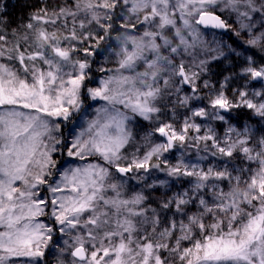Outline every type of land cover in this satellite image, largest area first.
Wrapping results in <instances>:
<instances>
[{"label":"snow or ice","instance_id":"1","mask_svg":"<svg viewBox=\"0 0 264 264\" xmlns=\"http://www.w3.org/2000/svg\"><path fill=\"white\" fill-rule=\"evenodd\" d=\"M0 264H264V0L0 15Z\"/></svg>","mask_w":264,"mask_h":264},{"label":"trees","instance_id":"2","mask_svg":"<svg viewBox=\"0 0 264 264\" xmlns=\"http://www.w3.org/2000/svg\"><path fill=\"white\" fill-rule=\"evenodd\" d=\"M34 1L35 0H0V4L4 6V11L3 13H0V15L7 17V21L10 22V24L14 27L16 21L26 19L30 15L31 5L35 3ZM237 63L238 62L236 60H230L226 63H219V65L213 63V65L210 66L211 70L207 74L206 78L210 80V83H212L215 82L217 79H224L225 76L234 75V73H236L237 71ZM217 67L219 68V70L213 72L212 74L215 73L219 75H214V77H211V72ZM204 93L205 90H201L202 96ZM197 103H201V101H197ZM230 118L234 124L245 123V116L242 113H238V111L233 112Z\"/></svg>","mask_w":264,"mask_h":264},{"label":"rangeland","instance_id":"3","mask_svg":"<svg viewBox=\"0 0 264 264\" xmlns=\"http://www.w3.org/2000/svg\"><path fill=\"white\" fill-rule=\"evenodd\" d=\"M35 2V1H34ZM34 4V3H33ZM6 20H7V17H4ZM21 20H19V21H16V24L17 23H19ZM10 23V22H9ZM15 24V23H14ZM16 24L14 25V26H16ZM210 38V37H209ZM232 60H235V59H232ZM227 61H230V60H226V61H217V62H214V64H218L219 65V63H226ZM219 67V66H218ZM215 68V69H213V71L211 72V77H214V75H219V74H212L213 72H215V71H217V70H219V68ZM230 67H231V65H230ZM236 67H237V71H236V73L237 72H239V67L237 66V64H236ZM232 80H231V83L229 82V95H231V88L232 87H230V86H238V85H240L241 83H243V81L242 80H240L237 76H234V75H232ZM206 78V77H205ZM221 81H223V79H217L215 82H212L211 84L213 85V86H215L216 88H218L219 86H220V82ZM203 91L205 90V93L203 94V96H205L206 94H207V92L209 91L208 89H202ZM193 103H195V104H206L207 103V101L206 100H203V101H201V103H197V101H194ZM181 112L182 111H184L183 109H181L180 110ZM238 111V113H242L244 116H245V122H247L246 120H247V114H246V112H245V110H243V109H240V110H237ZM227 115V114H226ZM146 123V122H145ZM134 131H136V130H134ZM220 131L222 132V128L220 129ZM140 135L142 136L143 135V133L141 132L140 133ZM130 184H132V185H135V181H130L129 182ZM136 187H140L139 185H135ZM162 191V190H161ZM155 198V197H154Z\"/></svg>","mask_w":264,"mask_h":264}]
</instances>
